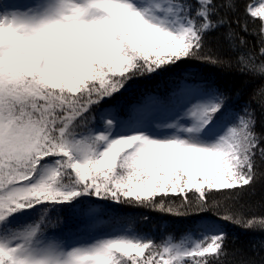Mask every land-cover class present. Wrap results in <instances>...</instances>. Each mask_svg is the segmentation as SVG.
Masks as SVG:
<instances>
[{
    "label": "snow or ice",
    "instance_id": "1",
    "mask_svg": "<svg viewBox=\"0 0 264 264\" xmlns=\"http://www.w3.org/2000/svg\"><path fill=\"white\" fill-rule=\"evenodd\" d=\"M258 186L264 5L0 0V264H264Z\"/></svg>",
    "mask_w": 264,
    "mask_h": 264
},
{
    "label": "trees",
    "instance_id": "2",
    "mask_svg": "<svg viewBox=\"0 0 264 264\" xmlns=\"http://www.w3.org/2000/svg\"><path fill=\"white\" fill-rule=\"evenodd\" d=\"M255 1H258V0H245V3H251L252 5H255ZM260 1V0H259ZM261 3V2H259ZM252 19H255V20H259V17H256V18H252ZM264 192V189H261L259 186H258V189H257V195H256V200H259L260 199V196H261V193Z\"/></svg>",
    "mask_w": 264,
    "mask_h": 264
},
{
    "label": "rangeland",
    "instance_id": "3",
    "mask_svg": "<svg viewBox=\"0 0 264 264\" xmlns=\"http://www.w3.org/2000/svg\"><path fill=\"white\" fill-rule=\"evenodd\" d=\"M259 2H261V3H259ZM262 5H264V0H258V1H255V7L258 9V8H260Z\"/></svg>",
    "mask_w": 264,
    "mask_h": 264
}]
</instances>
